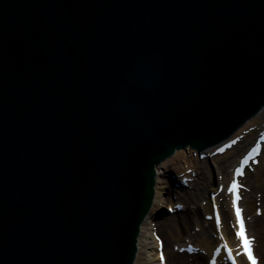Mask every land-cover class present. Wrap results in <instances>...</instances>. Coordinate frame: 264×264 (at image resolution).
<instances>
[{"label":"water","instance_id":"obj_1","mask_svg":"<svg viewBox=\"0 0 264 264\" xmlns=\"http://www.w3.org/2000/svg\"><path fill=\"white\" fill-rule=\"evenodd\" d=\"M263 106L264 0H0V264H133L157 166Z\"/></svg>","mask_w":264,"mask_h":264},{"label":"bare ground","instance_id":"obj_2","mask_svg":"<svg viewBox=\"0 0 264 264\" xmlns=\"http://www.w3.org/2000/svg\"><path fill=\"white\" fill-rule=\"evenodd\" d=\"M264 129V106L258 113L254 115V117L249 118L240 126V128L236 129V131L229 137L226 141L222 142L218 146L223 145V143H227L232 139L237 138V136H241L242 133H246L245 138L242 139L237 146H233L232 149H228L223 154L213 155L214 150L218 148V146H208L205 150L208 155L205 159H201L196 157L195 154L192 155H173L170 158H167L159 166H157V176L155 178V197L153 207L151 208V213L149 212L142 223V227L140 228V236L138 238V252L137 258L133 262V264H163L161 259L159 258V246L160 239L164 240V252L167 257V264H187L184 262L183 258L193 257L197 262L196 264H209L210 254L212 256L214 249L221 242H226L227 244L236 248L235 253H241L238 259H240V264H249L247 259H244L241 249L240 240L236 239L233 235L234 231L232 226L229 228L224 227L226 223H230L232 220L235 224L236 218L234 216V211H232V206H230L231 202L229 195L226 194V190L223 192V195L218 197L214 202H219L221 200V196L224 197L223 202L221 203V212L223 217V229L222 233L218 232L217 227H215V223L213 221H209L205 219L206 214L212 213L214 215L213 203L212 199H210V193L214 191H218V187L224 184L227 189L228 184L230 183L233 175V170L235 169V165L238 163L241 155L244 150L247 149L248 146L252 145L258 134ZM262 155L260 156L259 166H254L252 171L251 169H246L245 174L241 177L242 181L244 180L246 183V187H250L249 190L246 188L245 197L242 196L241 205H246L247 214L244 210L245 220L248 224V231L250 236L255 237L253 244L255 248L256 255L260 257V262L264 264V148L262 150ZM195 156V157H194ZM206 169V172L203 170ZM172 170H175L177 174L183 172L182 177L184 180L190 181L187 193L183 195L186 199L180 201L184 203L186 206L187 201H192L193 205L188 204L186 210H182L181 212H177V220L174 216H168L167 219L163 218L162 220L154 219L155 214H162L164 212L163 206L165 201L170 200V198H166L163 194L162 185L164 182V177L167 175L170 176V183L172 186L178 184L177 180L173 177ZM191 171L188 172V171ZM170 172H172L170 174ZM195 173V175H194ZM243 181V182H244ZM198 184L202 185V187L197 191H191L193 186H197ZM177 190L183 191L181 188H175ZM138 204H137V215L140 213V207L144 202L145 194L144 191L140 189ZM207 197V202L205 207L202 202ZM168 207L175 206L178 201L170 200L168 201ZM191 203V202H190ZM167 207V206H166ZM194 208L196 213L199 215L196 218L190 216L189 213H184L181 216L182 212L187 211L188 209ZM245 209V208H244ZM194 210L192 212H194ZM249 217V219H248ZM196 225L202 227L204 232L207 233L209 230L210 235L205 236L203 239L202 236L205 234L196 233L192 235L190 228ZM195 234V233H194ZM200 235V236H199ZM201 237V238H199ZM193 239V240H192ZM173 241L174 243H172ZM189 244L195 246L197 249L194 253L181 254L180 249L182 247L188 246ZM178 245L179 249L176 250V246ZM206 250L208 255L203 256L202 250ZM235 250V249H234ZM200 253V254H199ZM212 258V257H211ZM219 264H227L224 261V256L220 255L218 259Z\"/></svg>","mask_w":264,"mask_h":264},{"label":"rangeland","instance_id":"obj_3","mask_svg":"<svg viewBox=\"0 0 264 264\" xmlns=\"http://www.w3.org/2000/svg\"><path fill=\"white\" fill-rule=\"evenodd\" d=\"M196 157H199V156H197V155H195ZM194 156V157H195ZM205 172H206V169H203ZM174 171V172H173ZM172 172L174 173L173 175H177V173H176V171L175 170H172ZM172 172H170V174L172 173ZM172 175V174H171ZM171 175H167L166 177H164L163 179H164V182H163V185H162V189H163V194L165 195V197L166 198H170V200H173V202L174 201H178L179 203H181L182 204V202H180V201H183V200H185L186 198L183 196V195H185L184 193H187L186 191H187V189L188 188H186V187H183V191L181 192L180 190H177V189H175L176 187L175 186H172V183H170V176ZM202 187V185H200V184H198L197 186H193V188L191 189V191H195L194 189H197V191H199V192H201V190H198V188L200 189ZM250 189V187H248V189L247 190H249ZM249 192V191H248ZM251 192V191H250ZM207 197L208 196H206V198L203 200V202H202V204H203V206L205 207V205H207L206 204V202H207ZM170 200H168V201H170ZM168 201L166 200L165 201V203H164V206H163V209H164V212L162 213V214H159V213H156L155 214V218L154 219H156V220H162L163 218H166L167 219V217L168 216H174L175 218H176V220H177V212L176 213H174V212H169L168 211ZM191 202V203H190ZM221 202H223V199L221 200ZM188 204L190 205L191 204V206L193 205V203H192V201H187V204H186V206H185V210H186V208L188 207ZM167 206V207H166ZM245 207H246V205H245ZM194 210V208L192 209V207H190V209H188L187 211H185V212H182L180 215L181 216H183L182 214H186V213H189L190 214V216H192L193 218H196V217H198L199 215H201V214H199L198 212L196 213V211H198V210H194V212H192ZM245 210H246V208H245ZM182 211V210H181ZM247 212L248 211H246V214H247ZM199 214V215H198ZM227 226V228H229L230 226H231V222L230 223H226L225 225H224V227H226ZM195 228H196V230H195ZM197 228H199V226H194L193 227V225H192V227L190 228L191 230H193V231H191V233H192V235H195V238H197L196 237V233H201V234H205V235H203L202 236V238L201 237H199V238H201V239H203L205 236H207L208 235V233H209V230L207 231V233H205L204 232V229L202 228V227H200L199 229H197ZM199 230V231H198ZM195 233V234H194ZM200 236V235H199ZM206 238V237H205ZM193 240V239H192ZM172 243H174L173 241H171ZM180 251H181V254H185V252L187 251L185 248H182V249H180ZM200 253H202V255L203 256H207L208 255V252L204 249L202 252H200ZM199 253V254H200ZM183 260H184V262L185 263H187V264H196V260L195 259H193V257H186V259L185 258H183Z\"/></svg>","mask_w":264,"mask_h":264},{"label":"snow or ice","instance_id":"obj_4","mask_svg":"<svg viewBox=\"0 0 264 264\" xmlns=\"http://www.w3.org/2000/svg\"><path fill=\"white\" fill-rule=\"evenodd\" d=\"M233 143H235V141H233ZM220 151H223V149H221ZM257 151H258V148L254 147L251 150V152L244 158V160L242 161V164H245V165L248 164L251 157L253 155H255L257 153ZM235 172L237 175H241L242 174V168H237L235 170ZM239 187H240V185H238L237 181L234 179L232 181V184L229 187L228 191L236 193L237 189ZM238 200H239V195L237 194L235 196V199L233 200L234 206L236 205V202ZM235 213H236V218H237V224L239 225V231L236 233V235L239 237V239L241 241V246L244 250V254H246V256H247L248 260L251 262V264H257V259L253 255V251H252L253 240L248 238V236L246 235L245 223H244V220H243L242 215H241V209L238 206L235 207ZM217 222L219 223L218 218H217ZM228 256L230 259H233V264H235L234 258L232 257V250L231 249H228ZM160 259L163 262V260H164L163 253H161Z\"/></svg>","mask_w":264,"mask_h":264}]
</instances>
